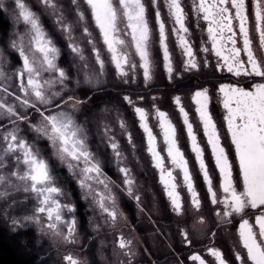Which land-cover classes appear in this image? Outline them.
Listing matches in <instances>:
<instances>
[{
  "label": "snow or ice",
  "instance_id": "snow-or-ice-1",
  "mask_svg": "<svg viewBox=\"0 0 264 264\" xmlns=\"http://www.w3.org/2000/svg\"><path fill=\"white\" fill-rule=\"evenodd\" d=\"M39 3L50 9L51 15L56 17L55 23L65 34L71 52L85 60L84 49L75 42L73 26L65 22L59 5L53 0H39ZM72 3L76 6L77 23L87 37V43L91 45L101 73L105 69V60L93 32L89 29V16L86 12L90 13V19L98 30L102 44L110 54V62L125 85L136 83L137 64L131 62V54L128 51L134 49L142 69L143 87L148 89L155 78L156 60L153 46L157 43L167 80L169 84H175L174 73L177 69L169 46V25L162 8L167 10V20L172 22L171 33L181 50L183 71L202 73V68H211L207 81L210 86L200 84L191 93V101L195 105V113L218 170L215 184L204 158V148L200 144L181 95L173 96V103L182 118L191 151L207 186L215 219L220 225H232L237 219L239 221L236 228L237 239L232 247V264H264V56L258 57L254 50V44L259 49H264V0H193L192 13L196 27L207 37L200 48L203 56L199 61L189 39V13L185 11L182 0H151L156 26L155 37L149 19V6L144 0H82V3L81 0H72ZM0 8L11 14L16 27L21 23L26 26L23 35L18 31L14 32L16 39L12 42V47L22 61V67L14 75L19 82V92L23 95L14 94L8 87L0 88L6 96H14L18 102H0V120L7 121L6 124L0 125V142L4 146L3 154L0 155V186L9 191H20V185H24V191L36 193L40 198L38 212L46 215L48 230L53 231L54 236H62L67 243L75 244V205L62 204L60 199H57L64 193L55 185L52 168L35 144H30L20 135L23 131L21 125H27L37 134V139H46L53 149V154L61 163L68 164L69 171L80 167L83 162V177L79 180V185L85 192L84 199L87 200L93 193L92 185L88 181L103 185L108 195L97 193L98 199H94L101 212L113 223L117 220L118 204L110 184L115 182L104 173L100 162L89 151L86 143L87 133L76 122L75 113L86 101L78 99L70 90L66 97L60 92H52L49 95L38 80L40 71L54 75L57 82L65 87V82L69 79L65 70L58 64L60 49L45 30L40 16L25 0H12L11 7L6 6L4 0H0ZM121 33L127 39L121 38ZM217 73L222 74L224 79L217 78ZM213 94L217 103L222 106V123L226 125L230 143L234 146L235 164L229 159L221 143L218 121L210 111ZM144 99L142 95H136L135 98L131 94L122 96V102L127 104L138 118L139 127L146 138L152 166L159 172V181L166 192L172 212L178 217H185L187 213L196 217L191 232L187 228H179L181 243L186 246L189 254L184 258L177 255L174 264H209L205 255L210 256L215 264H230L225 254L216 247H208L205 254L195 250L191 233H204L207 230L214 238L216 233L211 232L213 221L206 218L188 160L180 147L176 125L168 112L157 106L159 97L152 96L155 119L171 165L168 167L161 154L157 136L149 124L150 112L139 106ZM30 109L34 114H38V123L33 122L34 116L29 113ZM118 120L120 128L127 135L128 143L135 150L136 145L126 121L119 116ZM112 131L113 129L105 125L104 135L119 165L120 145L116 137L111 135ZM22 167L26 171H22ZM177 170L182 173L183 187L190 197L188 209L185 208L184 199L178 191L180 185L176 183L174 175ZM118 171L123 176L125 186L121 191L139 206L140 196L135 192L131 169L119 166ZM140 210L143 211V208ZM65 213L69 214L70 218L66 219ZM25 220H35L40 224L34 217H26ZM12 224L16 226L20 222L13 219ZM59 224L66 229V235L57 230ZM119 248L124 250V255L129 257L131 264V258L135 255L132 241L121 237ZM64 261L65 264H81L72 254L64 256Z\"/></svg>",
  "mask_w": 264,
  "mask_h": 264
},
{
  "label": "rangeland",
  "instance_id": "rangeland-1",
  "mask_svg": "<svg viewBox=\"0 0 264 264\" xmlns=\"http://www.w3.org/2000/svg\"><path fill=\"white\" fill-rule=\"evenodd\" d=\"M25 2L40 16L45 30L60 49L58 64L69 77L65 82L66 87L59 84L54 75L43 71L39 72L38 80L43 90L49 95L52 92H60L61 95L66 97L70 90L78 99L86 101L85 104L79 106V111L75 113V119L77 124L85 129L87 133L86 143L89 151L100 162L104 173L111 181L115 182V184H110V188L112 193L117 197L118 216L117 220L113 223L110 218L106 217V214L101 212L96 203V199H98L97 193L104 196L108 195L103 185L97 184L95 181H88L92 185L93 193L89 195L87 200L84 199L85 192L79 185V180L83 177L81 171L84 167L83 162L80 163V167L69 171L68 164L61 163L53 154V149L49 142L43 138L37 139V134L28 128L27 125L22 124L21 128L23 131H21L20 135L25 137L30 144L34 143L44 158L48 160L52 168L55 185L60 187L64 193L62 197H57V199H60L62 204L71 203L75 205L76 211L74 216L77 220L76 243L69 244L62 236H54L53 231L48 230L49 222L46 215L38 212L40 198L32 191H24V185H20V191H9L4 186H0L1 227L10 236V239L17 240V242L12 240V243L25 255L29 254L28 252H35L38 246L47 258L46 264H65L64 256L67 254H72L81 264H129V257L125 256L124 250L119 248L121 237L132 241L135 255L131 258V264H174L177 255H180L181 258L188 256L189 253L186 246L181 243L182 238L179 235V228H187L191 232L196 217L192 213H187L185 217H178L172 212L166 192L159 181V172L152 166V159L147 151L146 138L143 130L139 127L138 118L133 110L122 102V96L125 94L133 95L136 90H147L143 87L142 69L139 67V58L135 55L134 49H129L128 51L131 54V62L137 64L135 70L137 74L136 83L125 85L117 76L115 67L110 62V54L107 53L106 47L102 44L98 30L95 29L90 19V13L86 12V15L89 16V29L93 32L97 46L101 48L102 56L105 60L103 73H101L99 65L95 61L91 45L87 43V37L84 36L82 27L77 23L76 6L72 3V0H53V2L59 5L60 11L64 14L65 22L73 26V35L76 37L75 42L84 49L85 60H81L79 56L71 52V49L68 47V40L56 25V17L51 15L50 9H46L39 3V0H25ZM144 2L149 6V19L155 37L154 9L151 8V0H144ZM4 3L6 6L11 7L12 0H4ZM182 3L185 5V11L189 13L187 22L191 33L189 39L192 42L197 60L199 61L203 56L200 48L207 37L203 36L200 29L196 27L195 17L192 13L193 0H182ZM0 10L5 15L4 17L7 21L6 33L2 34L0 32V88L8 87L9 91L22 96L23 93L19 92L18 89L19 82L14 75L22 67V61L12 47V42L16 39L14 32L18 31L23 35L26 31V26L21 23L16 27L11 14L5 12L3 8H0ZM162 12L169 25V46L177 69V72L174 73L175 84L183 85L178 86L179 89L177 91L168 90L162 92V87H170L173 84H169L167 80V74L162 66V55L158 43L154 44L153 55L156 60L155 78L148 88L152 89L156 87L158 89L148 95L139 94L145 97L139 106L145 107L150 112L149 124L157 136L161 154L164 156L166 166L168 167H171V165L166 151H164L163 137L157 126L158 122L155 119L152 108V96L159 97L156 101L157 106L162 111L168 112L177 127L180 147L185 154V158L188 160L196 189L200 193L203 202L206 218L213 221L211 232L216 233V236L213 238L207 230L204 233L192 232L191 237L194 239L195 250L201 254H205L208 247H216L225 254V258L232 264L234 261L232 247L237 239L236 228L239 221L237 219L232 225H220L219 221L215 219L214 212L212 211L213 206L210 204L207 194V186L203 182L199 164L195 159L194 153L191 151L190 141L188 140L182 118L173 103V96L181 95L194 129L197 132L200 144L204 148V158L210 174L213 175L215 184L218 179V170L215 168L211 149L207 145L202 125H200L195 113V105L191 101V93L200 84L195 86L190 85V89L189 85H184L189 84L188 80L191 78L200 76L203 77L201 79L207 78L205 79L206 82L202 84L210 86L207 81L211 68H202V73L183 71L181 50L177 47L175 36L171 33L172 22L167 20V10L162 8ZM120 26L123 28V24ZM121 38L127 39L122 33ZM254 50L258 57L264 56V49H259L256 44H254ZM221 75L217 73L216 77L221 78ZM167 83L168 86H164ZM112 88L117 89L119 92L128 91L130 93H122L121 97L114 100L111 98V102L98 108L94 107L91 113H89L90 101L87 96ZM135 97L133 96V98ZM0 102L8 104L18 103L15 101L14 96H6L2 91H0ZM210 111L213 113L214 119L218 121V127L221 132V143L225 147L229 159L233 160L235 164L234 146L230 143L226 125L222 123V106L217 103V98L214 94ZM29 113L34 116L33 122L38 123V114H34L31 109ZM118 116L126 121L128 131L131 132L133 143L136 145L135 150L128 143L124 130L120 128ZM6 123L7 121L0 120V125ZM105 125L113 129L111 135L116 137L120 145L121 157L119 165L108 143V139L104 135L103 129ZM3 147L2 142H0V155L3 154ZM119 166L131 169V176L135 180V192L140 196L139 206L135 200L129 198L124 191H121L125 186L123 176L118 171ZM22 171H26V169L22 167ZM73 172H75V175H73ZM174 175L176 176V183L180 185L178 191H180L184 199L185 208L188 209L190 208V197L183 187L182 173L177 170L174 172ZM116 185H119V187H116ZM78 202L82 203L81 209L78 208L80 206ZM141 208H143V211L140 210ZM119 213H123V215ZM81 215H83L85 223L81 220ZM26 217H34L40 221V224H37L35 220L26 221ZM65 218H70L69 214L65 213ZM13 219L19 221L20 224L14 226L12 224ZM57 230L66 235V229L62 224L58 225ZM205 258L209 261V264H215L210 256L205 255Z\"/></svg>",
  "mask_w": 264,
  "mask_h": 264
},
{
  "label": "trees",
  "instance_id": "trees-1",
  "mask_svg": "<svg viewBox=\"0 0 264 264\" xmlns=\"http://www.w3.org/2000/svg\"><path fill=\"white\" fill-rule=\"evenodd\" d=\"M4 16L5 15L0 10V32L2 34H5L6 29H7V21L5 20ZM201 78L203 77L198 76L195 78H191L190 80H188L189 84H184V85L186 86L189 85V89H190L191 86H195L197 84H202L203 82H206L205 79L207 78H204V79H201ZM221 78L224 79L223 76ZM180 85H183V84H175L170 87H162V92H166L168 90L177 91L179 89L178 86ZM164 86H168V83ZM157 89L158 88L155 87L152 89L148 88L145 91L136 90L134 91L133 96H136L137 94L138 95L139 94L148 95L152 91H157ZM126 92L130 93L128 91L119 92L117 89L112 88V89L101 90V91H98L94 94L87 96V97H91V99H89L90 101L89 113H91L92 108L94 107L98 108L99 106H103L104 104L111 102L112 99L114 100L116 98L121 97L122 93H126ZM80 95L82 94L80 93ZM78 204L80 205L78 206V208L81 209L82 203L78 202ZM82 216L83 215H81V220L84 221ZM83 223H85V221ZM12 240L13 239H10V236L6 234L4 228L1 227V224H0V264H46L47 263V258L45 257L43 251L38 246L35 252H28L29 254L25 255L22 251H20L17 248V246L14 245V243H12L14 241ZM14 242H17V240H15Z\"/></svg>",
  "mask_w": 264,
  "mask_h": 264
},
{
  "label": "flooded vegetation",
  "instance_id": "flooded-vegetation-1",
  "mask_svg": "<svg viewBox=\"0 0 264 264\" xmlns=\"http://www.w3.org/2000/svg\"><path fill=\"white\" fill-rule=\"evenodd\" d=\"M154 258V257H153Z\"/></svg>",
  "mask_w": 264,
  "mask_h": 264
}]
</instances>
